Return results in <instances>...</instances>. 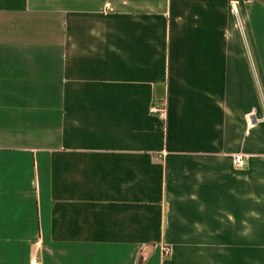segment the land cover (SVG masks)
Here are the masks:
<instances>
[{
  "label": "crops",
  "instance_id": "0c3cea01",
  "mask_svg": "<svg viewBox=\"0 0 264 264\" xmlns=\"http://www.w3.org/2000/svg\"><path fill=\"white\" fill-rule=\"evenodd\" d=\"M263 253L264 0H0V264Z\"/></svg>",
  "mask_w": 264,
  "mask_h": 264
},
{
  "label": "built area",
  "instance_id": "2783aa9c",
  "mask_svg": "<svg viewBox=\"0 0 264 264\" xmlns=\"http://www.w3.org/2000/svg\"><path fill=\"white\" fill-rule=\"evenodd\" d=\"M233 15H236L235 11H232ZM149 112L153 115H156L159 118L163 117L164 109L163 105H152L151 108L149 109ZM160 159V155H157V159ZM242 162V157L241 155H234L232 157V166L233 167H239ZM170 248L168 246H162L159 249V253L161 254L162 257H167L170 255ZM27 264H40L39 261H37L35 258H31L28 260Z\"/></svg>",
  "mask_w": 264,
  "mask_h": 264
},
{
  "label": "rangeland",
  "instance_id": "374dc122",
  "mask_svg": "<svg viewBox=\"0 0 264 264\" xmlns=\"http://www.w3.org/2000/svg\"><path fill=\"white\" fill-rule=\"evenodd\" d=\"M233 17H234V15L231 14V18H232V20H234ZM263 254H264V253H263Z\"/></svg>",
  "mask_w": 264,
  "mask_h": 264
}]
</instances>
